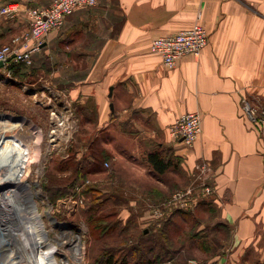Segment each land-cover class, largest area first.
Segmentation results:
<instances>
[{
  "label": "crops",
  "instance_id": "0c3cea01",
  "mask_svg": "<svg viewBox=\"0 0 264 264\" xmlns=\"http://www.w3.org/2000/svg\"><path fill=\"white\" fill-rule=\"evenodd\" d=\"M10 2L21 10L0 15V43L29 29L26 8L52 0H0V7ZM195 23L208 30L207 46L167 68L151 41ZM53 43L62 64L87 66L62 92L80 113L93 114V144L101 142L113 166L136 161L134 170L116 166L120 183L158 202L192 175L210 178L214 193L204 209L213 208L217 223L232 229L229 249L215 260L264 264V135L242 104L243 97L264 103V0H98L70 14L43 48ZM190 111L202 114L203 125L192 148L167 130ZM156 156L167 159L164 171ZM97 178L106 187L105 177Z\"/></svg>",
  "mask_w": 264,
  "mask_h": 264
},
{
  "label": "rangeland",
  "instance_id": "374dc122",
  "mask_svg": "<svg viewBox=\"0 0 264 264\" xmlns=\"http://www.w3.org/2000/svg\"><path fill=\"white\" fill-rule=\"evenodd\" d=\"M61 53L53 43L35 53L32 64H20L11 75L0 70V182L5 184L0 186V197L19 194L26 209L21 212V207L17 213L32 211L34 229L43 230L42 237L50 238L54 243L47 246L43 240L33 239L32 245L26 246L29 254L36 263H40L39 258L45 251L53 264H110L106 262V256L110 254L113 261L137 264L141 253L154 250L160 252L158 260L161 264H218L217 255L226 252L231 245L232 229L227 230L217 223L213 208L205 210L200 205L213 195L200 193L197 197L204 186L202 183H211L210 178L192 175L187 183L161 194L158 202H152L145 192L120 183V178L113 172L117 165L124 171L136 168V161L120 160L115 166L109 162V166L100 171L98 176L102 175L107 182L106 187L101 185L98 197L84 191L60 197L62 192L56 186L65 176L59 172L60 168L63 165L72 167L70 155L78 145L79 156H88V145L93 143L92 138L97 133L88 127V118H93V114L80 113L62 92L71 86V77L85 74L87 66L62 64ZM69 54L76 53L71 50ZM77 137L80 144L75 143ZM102 147L101 142L94 144L98 151ZM93 173L88 175L89 183L99 181ZM130 179L135 180L134 177ZM163 179L169 182L171 176L165 174ZM46 185L47 190L44 189ZM189 186L197 189L191 196L192 199L197 197L196 204L193 202L188 208H173L169 214L165 211L163 215L155 216V209L164 210L162 204L176 190ZM177 210L190 212V216L177 213L170 221ZM0 213L9 224L12 222L8 213ZM106 214H110L109 217L105 218ZM114 221L116 224L105 225ZM162 232L167 235L163 236ZM77 236L81 246L80 262L66 250ZM56 239L63 244L58 245ZM2 241L0 231V243ZM135 245L139 247L137 251H134ZM0 250V264H3V259L9 258L5 253L11 252L13 247L4 243ZM166 250H170V254ZM146 254L152 256L154 253ZM16 255L14 252L12 257ZM243 261L244 258L242 264ZM252 261L245 260L244 264H255Z\"/></svg>",
  "mask_w": 264,
  "mask_h": 264
},
{
  "label": "built area",
  "instance_id": "2783aa9c",
  "mask_svg": "<svg viewBox=\"0 0 264 264\" xmlns=\"http://www.w3.org/2000/svg\"><path fill=\"white\" fill-rule=\"evenodd\" d=\"M98 0H52L45 6H34L25 9L29 21V29L23 33L16 34L10 42L0 43V62L4 65L0 70L11 75L14 71V63L32 64L33 56L39 52L46 41V37L52 31L61 30L66 18L74 11L95 6ZM18 2H10L0 7V15L13 18L20 12ZM209 42V32L200 23H195L189 28L182 29L176 33L158 36L151 41L150 50L161 56L163 64L169 68H175L178 61L184 56L201 55ZM243 109L247 118L264 135V103L253 104L248 98H242ZM168 133L173 140L182 142L186 147L192 148L200 138L203 125L202 114L199 111H190L181 114L169 126ZM109 166V162H105ZM206 178V177H205ZM91 182L90 180L87 181ZM200 193L208 196L214 193V185L203 182ZM82 186L78 190H81ZM194 186L186 189L176 190L171 198L161 207L155 209V216L169 214L173 208H188L196 198L191 196L196 192ZM196 204V203H195Z\"/></svg>",
  "mask_w": 264,
  "mask_h": 264
},
{
  "label": "bare ground",
  "instance_id": "6f19581e",
  "mask_svg": "<svg viewBox=\"0 0 264 264\" xmlns=\"http://www.w3.org/2000/svg\"><path fill=\"white\" fill-rule=\"evenodd\" d=\"M0 186L4 187L5 184L3 185V183L0 182ZM22 204L23 199H21V196L17 193L9 195V197H0V211H2L3 214L8 213L12 219V222L9 224V221L7 222V220L4 219L5 215H1L0 213V231L3 234V241L0 243V247L4 246V243H7V245L13 247L11 252L5 253V256H9V258L7 260L3 259V264H53L52 259L46 256L45 251H43V254H41L39 258L40 263H36L33 257L29 254V248L26 246H31L34 242L33 239H40L41 241L43 240L47 246L54 243L50 238L44 239V237H42L44 235L43 230L34 229L35 225L33 224L34 217L32 211L26 213L23 212V214L17 213L19 212L17 209H20L21 207L24 208V205ZM22 208L20 209L21 212L26 209ZM10 218L9 220L11 221ZM53 221H55V219H53ZM53 223L57 224L56 221ZM23 227H25V233L23 231ZM76 238L77 240H73V243L71 241V247H68V249L66 248V250L69 251V254L72 256V258H74V260H76V262H80L81 246L79 237L77 236ZM58 241V245L63 244L60 242V240ZM14 252L18 254L16 257L19 256L20 258H13L12 256ZM68 255H66V258ZM38 261L39 260H37V262Z\"/></svg>",
  "mask_w": 264,
  "mask_h": 264
},
{
  "label": "trees",
  "instance_id": "16d2710c",
  "mask_svg": "<svg viewBox=\"0 0 264 264\" xmlns=\"http://www.w3.org/2000/svg\"><path fill=\"white\" fill-rule=\"evenodd\" d=\"M20 64H22V63H14L13 64L14 69H16L17 67H20L21 66ZM22 74H24V73H22ZM18 76L19 77L21 76V78H22L25 75H18ZM75 143L80 144L78 137H77V141ZM88 148L90 149L89 155L88 156L84 155L83 157H80L78 155L79 154L78 152L80 150V147L78 145L76 147V151L75 152L72 151L73 154L70 155V157H71L70 161L73 163L72 167L68 168L66 165L65 166L63 165L60 168L59 172L64 173L63 175H65V176H63L64 179H62V183H60L59 185L56 186V188H58L59 192L60 191L62 192V193H59L60 197H67L68 195H76L78 193H82V191L93 193L96 196H97V194L100 193L99 192L101 190L100 184L95 183V182L87 184L86 181L89 180L88 179L89 173L103 170V167L105 166V162L107 161L109 154L107 153V150L105 149V147H102L100 151H98V148L95 149L93 143H89ZM167 164H168L167 159L156 156L155 166L158 170L164 171L167 168ZM63 167H65V168H63ZM59 175H61V174H59ZM80 186H82L81 191L78 190ZM44 189L47 190V185L45 186ZM99 203H101V202L99 201ZM203 203H206V202H203ZM200 205H204V204H200ZM177 213L178 214L182 213V215L187 214L188 216H190V212H187L184 210H177L176 213H173L172 216L169 218L170 221H172L174 219V215ZM109 215L110 214H106L104 216H105V218H107V217H109ZM113 224H116V221L107 222L105 225L108 227V226L113 225ZM221 225L227 227V230H229V226H227L225 224H221ZM161 234L163 236L167 235L164 232H162ZM161 247L163 249H165L163 245H161ZM137 249H139V247H137V245H135L134 251H137ZM152 251L154 253L152 256H148L146 254V253H151ZM166 251L169 252V254H170V250H166ZM160 255H161L160 252L157 253L154 250L143 252L139 255L140 256L139 258H141V259H138L139 262L137 264H161L160 260H158V257ZM106 262H108L110 264H124L126 262V260H124L122 263H120V261L117 262V260L113 261V257L110 254V255L106 256Z\"/></svg>",
  "mask_w": 264,
  "mask_h": 264
},
{
  "label": "water",
  "instance_id": "95a60500",
  "mask_svg": "<svg viewBox=\"0 0 264 264\" xmlns=\"http://www.w3.org/2000/svg\"><path fill=\"white\" fill-rule=\"evenodd\" d=\"M3 65H4V63L1 61V62H0V67H2Z\"/></svg>",
  "mask_w": 264,
  "mask_h": 264
}]
</instances>
